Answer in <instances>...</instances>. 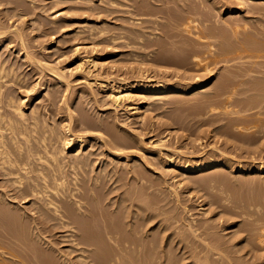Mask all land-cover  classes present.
<instances>
[{"label":"bare ground","instance_id":"obj_1","mask_svg":"<svg viewBox=\"0 0 264 264\" xmlns=\"http://www.w3.org/2000/svg\"><path fill=\"white\" fill-rule=\"evenodd\" d=\"M73 1H74L73 5H71L67 9L68 10L67 15H69L70 13L74 14V15L72 14L71 18L66 19L67 15L65 17V14H66L65 12H64L65 14L63 16V12H57L56 11L55 13L52 14V19L48 20L46 22L47 24L42 20L43 21L42 23L45 27L47 25L49 28L52 29V31H53L52 34L53 33L58 34L57 32H62V30H64L65 27H67L68 25H72V22L75 21L73 18L76 17V14L78 16L80 15V17L85 16V19L80 21L82 24H84V22H87L86 20H88L91 17H92L91 19H94V20L95 19L101 20L104 17L110 18V16L111 17L113 16V18H114L113 14H115V13H118V15L119 14H122V15L127 14V17L129 16V18L126 17L127 22H128V20H130L131 21L130 23L134 24L137 22L139 24L140 21L142 20L143 16H145V18H147V17H152L155 15L153 13L155 11L152 12L153 9L150 10L151 9L150 8L151 3L147 2V0H98L96 3L97 5H95V4L89 5L88 4L89 2H86L88 0H73ZM149 1L151 2V0H149ZM174 1L176 2V0H174ZM191 1H193V0H191ZM231 1H228V3H230ZM235 1L236 2L240 1L239 3L234 2L235 3L234 5H237V4L241 5L240 7H242V8L244 6V9L246 12L244 10L242 12V9L240 11L234 10V7L237 8L238 5L234 6L233 3H231V5L227 9L226 15H231L232 17H234V15H236L237 13H239L241 15L243 13H250L253 16L254 15L257 16V18L259 16L264 18V4H263L264 0H235ZM23 2L24 1H22V0H0V7H2L3 5H6V8H3V9L1 8V10H0V51H1V49H5V48L8 50V47H10V45L15 44L11 50H13L14 48L17 49L18 50L16 52L17 55L21 53V55H22L21 59H23V63L22 62L21 63L10 62L8 60V58H3L2 56H0V250L3 253L2 255L0 254V264H2V263L6 264L7 262L9 264H13L12 262L10 263L9 260L6 261L2 258V256L9 257V255L8 256H7V254L5 255V253H6L5 251L7 249L9 250V251L7 250V253L10 252L11 253L10 256L13 257V258L10 257V261L13 259L16 260V261H13L14 264H171L173 261L171 262L172 258L170 260L171 254H169L168 249L166 248L167 246L165 247V246L161 245V243L164 241L163 240L164 235L168 231L170 226L164 225L165 226L164 227L162 225L163 228H161V230H159V231H158L159 228L156 229L157 231H155L154 230L155 227H154L153 228L154 232L152 231V227L150 226V224L153 225L152 223L156 222L155 220H157L156 219L157 215H155L154 211L157 212L156 210L158 209V207H157L154 210L153 205L158 206L160 204L158 203L159 200L157 203H153V202H150L151 199L150 200L147 199L146 196H147L148 190H151L153 188L150 185L152 182L151 183L148 182L149 185H146L145 183H147L148 180L144 177H147V176H144L145 174H143V172H142L143 170L142 171L140 170L141 168L140 169L137 168L140 166L142 167V165H144V166L146 165V167L149 166V165L145 164V163H149V161L147 162V160H146L147 159L146 157H148V156H146V157L144 156L145 158H143L141 155H139V157L140 156L142 157V158H140V160L143 159L144 162L141 161L142 165L140 163V166H137L139 163L136 165V162H138V161H136V157L133 156V155H135V153H132L134 151V147L132 144L133 142L130 140L129 137H128V139H129L128 140L125 138V136H122V135L120 136L118 134L119 132L117 133L115 131L116 129H118V127L115 128V125H114L117 122L116 120H115V123L112 121L109 122L107 119L104 120L103 117H102L103 119L101 118L102 120H97V121L92 120L91 118H89L87 116V114L85 112L86 110L84 112H82L81 110L84 108H82L80 110L79 106H77V107H79V109H77L76 111L80 110V112H77L78 113L77 116L73 115L74 106L71 104L73 106V107H71L70 104H68L70 102V100L67 103V99L65 97L66 95L64 96V92H63V91H68V89L71 88L70 82L68 81L67 76L65 74V69L67 68V66L66 67L61 66V65H63V63H65V64L67 63L66 53L69 52L70 49L68 51L66 50L67 52H65V50H63V49H59V50L54 49L55 51H52V48L55 47V46L54 47L51 46L52 44L55 43L54 34L51 36L50 44L48 47L41 46L42 42H40L41 44L36 45V41H39L37 39L39 37V36H37V34L30 42V40H29L30 38L28 37L29 35L27 36V34H25L26 29L23 30V29H20V27L17 28L15 26V24L17 23V26H19L18 22H17L18 20L17 21L14 20V22L12 20L14 18L16 19V17H18V19L21 20L25 16L27 17L28 15H32V13H35V11H36V10L34 11V7H35V9L38 8L35 6L33 1L30 2L29 5H27L26 3H23ZM156 2H159V0H157ZM171 2H172V0L169 3H171ZM175 2H172V3H175ZM186 2L193 4V2H189L188 0ZM91 3H92V1H91ZM177 3H178V1H177ZM196 3H197V1H196ZM163 4H164V2H163ZM181 4H182V2H181ZM181 4H177L175 6L179 7ZM213 4L217 5V3H215V2ZM260 4L261 5L263 4V5L261 6ZM8 5H11V8H8ZM167 5H168V2H167ZM167 5L164 4V6H167ZM222 5L224 6V4H222ZM26 6H27V8H26ZM148 6H150V7L147 8ZM188 6L190 7V5H188ZM156 7H158V6H156ZM162 7H163V5H162ZM181 7H185V5L181 6ZM219 7H220V5H219ZM167 8H169V7H167ZM221 8H217V10L216 9H214V10L218 11L220 14V12L222 11ZM166 9H165V11L164 10L163 11L166 12ZM182 9H184V8H182ZM186 9H187V7L185 8V10ZM44 10H42V11L44 12ZM168 10H167V15H166V13L161 11L162 15L164 13L168 17V15H169ZM192 10H193V7L191 9V12H192ZM188 11H189V9H187L184 12L188 13ZM120 12H122V13H120ZM161 12H159V13H161ZM174 12H176V11H174ZM174 12H173V15H174ZM180 12H182V11H180ZM45 13H46V11H45ZM159 13L157 12V15H159ZM189 13H190V11H189ZM170 14H172V13H170ZM219 14H218V16H219ZM221 14H222V12H221ZM172 16H170L169 18H171ZM178 16H180V18H182V22H180V23L182 24V27H183L182 28L179 24L178 26H180L182 28L179 31L184 30L185 31L184 33H187V35H190L192 38L194 37L193 39L195 41L192 38L189 39L190 36L188 37V39H186L185 36H187V35L186 34L183 35L184 40L186 39L187 41L182 40V47L178 48L179 51H177V48H176V51H175V49L173 51L172 50L173 46H171L172 49L169 48V49L164 50L163 47H165L167 45V42L163 41L164 43H166V44H164L162 41H158L159 38L157 39V41L156 40L151 41V42L147 41L148 43L151 44V46L153 45L152 48H154V45L158 47V49L156 51H153L154 56L153 57L151 56L152 57L151 60L156 62V63L167 64V67H168V64L172 65L173 61L175 62L176 59H178V61H179V60L183 59V56L185 58L184 61L182 60L179 63H181L180 65H182V62H183V64H185L184 62H186L185 60H187L186 58L188 57V58L193 59V61H195L196 67H201L203 69V71L208 72L210 74V76L213 75V74H211L213 71L212 70L213 66L216 67L219 62H221V61H226L227 63L232 62L231 60L233 58H231L230 60L225 58L228 55H229V57L232 54H233L232 55L233 57L236 55L235 57L238 58V60H240V59L241 60L245 59L246 61L249 59H250V61L253 60L252 62L249 63L250 64L249 66L245 65L246 66L245 67L244 65H242L243 66L242 67L241 65H239V66H241V67H238L239 69L236 67L238 69L237 71L239 73H240V71H239L240 69L243 68L242 70H244V71H241L240 75L236 74L238 72L235 73V71H233V74L235 73L236 76H234L235 74L234 75L232 74L231 68L229 66L228 67L226 66L227 68H230V73L228 72L229 71L228 70L227 71L228 74L226 75L224 82L222 80L223 84L220 87V84H221L220 83L219 84L220 89H219V87L217 89H219L218 91L221 90V92H223V90H225V88H228L229 85H231V87H232V88H230V86H229L230 91L228 90L230 92L229 93L230 96L227 95L225 91L223 92V93H225V95L228 96V99H226L227 100L226 103H223L224 106L223 105L221 106V107H224L221 109H225L222 111H224V113L226 111L225 114H227L229 116V113L231 111L227 112V111H229L227 109H228L230 104H232L233 108L238 107V106L240 109L242 108L243 105L241 103L242 102L241 99H236V98L234 99L233 98V103H230V102L232 101L231 99H232L233 95L234 96L237 95V91L241 88V85L240 86H238V85L241 84L245 80L244 76H247V78H248V76H250V78H248V80L246 78V80L248 81L247 85L249 84V81H251V84L253 86H249L250 87L249 89L247 88L248 91L245 93L246 97L243 96L244 98H246V100L244 99L243 102H248L250 100L253 102L252 97H255V99L257 98V102L260 100V102H259L260 105H258V103H254V102H253L254 103L253 105H255V104L258 105V106H256V108L257 109L259 108V110L257 111V109H255L256 110V112H255L254 109L253 110L251 109L252 111L255 112V114L252 115V113H251L250 116H249V114H247L249 118L244 116L246 114H242L244 117L242 115H238V113L239 114L241 113L239 111L236 114L234 112H231V114L234 113L235 116L236 115L239 117L242 116V118H237L234 116H233L234 118L229 117L230 118L228 120L229 123H228V126H226V128L229 129V125H230V127H236L237 128L236 130L242 131L243 133L240 132L241 134H239V135H240V137H242L241 138L242 141H245L248 144H252V143H255L257 141L259 142V140L264 141V139H263V137H264V118H263L264 117V62H261L262 60L259 62L257 61L258 59L264 60V53H263L264 52V46L258 47V48L256 47L255 49H253L250 47V41H247V40L243 41V39H241L242 43L234 41L235 43L240 44V47L237 45V47H239V48H237V49L235 48L236 51H234V52H231V50L235 47V45H236L235 43H234L233 47L231 46L232 47L231 50H229V44L228 45L226 44V46H225L226 48L223 47V48L219 49V47H220L219 45L216 44L217 45V47H216L214 42L212 43V41H214L212 39L216 34L215 30H213L214 28L213 29L209 28V29H211L210 33H206L205 30L204 31L201 30L202 25L200 23L201 22L206 23V21H207L206 18H205L206 20L200 22V21L192 18V17L195 18L194 14L192 15V17H190V16L188 18L186 17L187 19H185V16L181 17L180 14ZM178 16L175 15V17H177V19H178ZM199 16H200V14H199ZM206 16H207V14H206ZM212 16H213V13H212ZM253 16H252V18H253ZM116 17H118V16H116ZM139 17H141V18L139 19ZM240 17H242V19L237 18V17L232 18V19H227L229 17L226 18L225 16L223 18L224 21H227V22L229 21L230 23L234 24L232 26V25H229L230 23H227V25L232 26V27H230V30L233 31V33H231V34L234 35V40H236L237 36H239L240 34L242 36V33H244V34H246V36L251 35V37L252 36L255 37L256 38L255 40L257 42L258 41H264V32H263L264 29L262 27L263 26V22H262L263 19H261L262 23H260V26L262 27L263 30H261L260 26H259V28L257 26H254V30H252L253 32L250 31V33H249L248 29H250V28H248V27H252L251 26L252 24L250 23L251 21L247 22L244 20H246V19L249 20L252 18H249L250 15H248L247 17L245 16V18L243 17V15ZM123 18L124 17L122 16L121 19H123ZM126 18H125V20H126ZM209 18H210V16H209ZM211 18L213 19V17H211ZM215 18H216V16H215ZM149 19H152V18H149ZM160 19L161 18H159V20ZM254 19H252V20H254ZM24 20H26V18ZM24 20H23V22H24L23 25L31 22V24H30L31 26H29V30L30 29H31V31L36 30V32L40 33L41 23H40V25H38L37 27L34 28V26L36 24L35 19H31L30 21H28V20L24 21ZM175 20H176V18H175ZM180 20H178V21H180ZM218 20L219 19H217V20L214 19L213 21H218ZM10 21L13 23H11ZM141 22H143V20ZM170 22H172V21H170ZM207 22H209V21H207ZM147 23H149V20ZM152 23H153V21H152ZM252 23H253V21H252ZM174 24L172 25L173 27H175ZM87 25H89L88 26L89 28L85 27ZM87 25L85 24L83 26L86 29L84 28L83 29L84 31L81 32L84 34L83 38L85 40H83V41H86V42H87V40L90 41V39L93 40L94 38L95 39H101V40L106 39V41L108 40V43H110L109 41H111L112 43H114L116 41L120 42L121 40H124L123 36L125 33H126V35H128L127 32H129V35L131 34L130 33L131 31H128L125 28L124 29L127 30V32L123 33L122 29H121L122 31L118 29L119 32L121 31V33H117L118 30L116 31L114 29V31H116V33H115L113 31L112 32L109 31V28L111 27L110 25H109L110 27L108 29L105 28L106 26L102 27L101 24H100L101 27H96L94 24L92 27L91 26L92 24L90 25L88 23H87ZM143 25L144 24H142L141 26L144 29L145 27ZM147 25H149V24H147ZM162 25H164V24H162ZM203 25L205 26V24H203ZM167 26L170 27L171 25L167 24ZM178 26L176 24V27H178ZM204 26H203V28H204ZM153 27H155V26H153ZM165 28L167 29V27H165ZM51 29H49L48 31L50 32ZM155 29H157V28H155ZM163 29H164V27H163ZM168 29H171V28H168ZM80 30L81 29H79V31ZM175 30H178V29L175 28ZM48 31L44 29V31H42L41 33L45 36V33ZM206 31H209V30H206ZM43 32H45V33H43ZM172 32L173 31H171L169 34H171ZM79 33L80 32H77L75 34V36H79L80 35ZM133 33L135 34L136 31ZM142 33L143 32L138 34L140 39L143 38L140 36V34H142ZM219 33H220V31L218 32V35H219ZM166 34H168V33H166ZM174 34H175V32H174ZM174 34L167 35L168 38H166V39H168V40L172 39L173 40L176 37H178L177 35H174ZM132 35H130V36L132 37ZM146 35H147V33H146ZM148 35L150 36L151 34H148ZM157 35H159V34H157ZM218 35H217V37H219ZM224 35H226V34L224 33ZM227 35H229V36H227V38L232 37V35L230 36V33ZM62 36H64V35H62ZM82 36H81V38H82ZM220 36H221V34H220ZM126 37L127 36H125V38ZM136 37H138V36L136 35ZM221 37L224 39L223 36H221ZM86 38H89V39H86ZM128 39H127V41H128ZM208 39H210L212 41L209 43H205V41ZM231 39H233V38H231ZM246 39H248V38H246ZM168 40H166V41H168ZM226 40H225V42H226ZM95 41H97V40H95ZM172 42H170V43H172ZM176 42H177V40H176ZM67 43H69L68 40H67ZM99 43L100 42H98V44ZM125 43L126 42H123V45H125ZM180 43H181V41H180ZM229 43H230V45L233 44V43L231 44V41ZM37 44H38V42H37ZM121 44L122 43H120V45ZM144 44H146V43H144ZM174 44L176 46V44H178V42L174 43ZM257 44H259V43H256L255 45H257ZM109 45H112V44H109ZM195 45H200L201 47L203 45L205 46V47L203 46L205 48V50H204V48L203 49L201 48V50L204 51V52L202 51L203 54L200 52L201 51L200 46L195 47ZM148 46H150V45H148ZM115 47L117 48L118 46H115ZM129 47H130V44H129ZM140 47H141V45H140ZM198 47H199L200 55L198 54V51L195 50ZM252 47H253V45H252ZM148 48H146V49H148ZM161 49H162V51H160ZM80 50L81 49H79L78 47L73 49V52H74L73 54L74 55L77 54L78 52H80ZM84 50L86 51V48ZM140 53H142V52H140ZM201 54H202V56H201ZM138 55L140 56V54H138ZM150 55H153V54H150ZM139 56H138V58H139ZM91 58H94V57L87 55L86 57L80 58L81 63L80 62H77V63L78 64L80 63L81 67H82V64H86V61L90 62L92 65L93 64L95 65L96 64L95 62H97V61H95L94 59H91ZM145 58H148L147 55ZM135 60H137V58ZM238 60L236 59V61H238ZM140 62L143 63V61H139V63ZM233 62H234V60H233ZM90 63H89V65H91ZM147 63H145V64H147ZM177 64H178V62H177ZM25 65L29 69L30 74L31 73L33 74L32 79L33 78L35 79L34 85L30 82L32 80H30L28 78L29 76H27V74H25L26 72L25 73L23 71L20 72L21 67L23 68ZM170 65H169V68H171ZM68 66H69V64H68ZM83 67H82V69H83ZM27 68H24V69L27 70ZM162 68L165 69V67L161 66V69ZM82 69H81V71H82ZM168 69H166V70H168ZM178 69H180V68L178 67ZM220 70H222V69H220ZM90 71H91V68H90ZM90 71H87L86 74L90 75ZM176 72H178V71H176ZM253 72H255L256 76H260V77H255V75L251 76L254 74ZM45 73H47V74L44 76ZM249 73H251V75H249ZM175 74H177V73H175ZM183 74H184V72H183ZM221 75H223V73ZM237 75L240 77H238ZM184 76H185V74H184ZM242 76L244 78H242ZM48 77H49V79H48L49 84H50V81L52 84L47 86V85H45V82H46V84L48 83L47 82ZM105 77H106V75H105ZM236 77H238L240 80H241V78L244 80L241 83L239 80H238L239 82L237 81V83H235L236 79H238ZM179 78H181V77H179ZM94 79L95 80H93L94 81L93 84H96V83L103 84V82L106 83V81H108V78L107 79L106 78L101 79V76H96ZM195 79H196V77H195ZM39 80L40 81L42 80V83H40ZM141 80L142 81L139 84L137 83L136 86L135 85L131 86V84L130 85L124 84V86L122 85L120 87L118 86V88L117 87L115 89L113 88V91H111V97H112V100H113L112 102L114 103V105L119 106L122 102H125L128 100L130 101V99L134 96V95L132 96V94L134 92L143 94L146 97V95H149V94H164V93H168V92H181V91L183 92L184 90H187V89L189 90V89L193 88L192 86L189 88H184L183 86H176V85L174 86V85L164 84V83H162V84L159 83L156 86H154V85H152L153 84L152 80L149 79L148 77L142 78ZM200 80H201V78H200ZM234 80H235V82H234ZM197 81H196V84H197ZM121 82H122V80H121ZM161 82H162V80H161ZM198 83L202 84L205 82L199 81ZM201 84H198L197 86H195V88H193L192 91L198 89ZM244 84L242 83L243 88H245ZM37 86H40V88L41 87H48V89H49L48 94H51V96L48 97V105L46 106V104H45V106H44L45 107L44 110H47V112L42 113V112H40L38 106H33V104H31V109L29 108L31 112L29 113L30 115H28L27 107H28V104H30V102H31V101L29 102L28 98L30 95L33 94V92L38 93V92H36ZM98 86H99V84H98ZM13 87H15V88H13ZM15 90L16 91L24 90V92L22 93V91H21L22 94H20L21 96L18 97L14 94ZM218 91H217V93L219 94L220 92H218ZM242 91H243V89H242ZM249 92L251 93L250 94L251 96L247 97ZM61 94H63L62 96H64L63 99H61V97H62V96H60ZM239 94L243 95V92L239 93ZM78 95H80V94H78ZM212 96H215L214 99L216 100L217 96L215 94H213ZM208 97H209V95H208ZM219 97L222 99L223 95L221 97L219 94ZM219 97H218V100H219ZM236 97H240V96H236ZM258 97H260V98L258 99ZM32 98H30V99H32ZM83 98H84V96H83ZM83 98L81 100H83ZM38 99H39V97L35 98V100H38ZM59 99H61V100H59ZM70 99H72V98H70ZM73 99H72V101H73ZM221 99H220V102H221ZM57 100H59V102L63 100V102L65 103V106L64 105L63 106L66 109L62 108V106H61V108L64 109V111H65V112L62 111V113H66V111H67V116H66L67 118L64 120V121L67 120V123H66V125L62 124L64 122L63 121L62 123L57 125V127L56 126L53 127L55 124L54 125L51 124L50 122H48V120H46V118L49 115V118H51L53 116L52 119H54L57 115H60L59 114V113H61L60 109H59L60 112L58 114H55L57 112L54 111V110H56L55 108L59 105ZM132 100H133V98H132ZM26 101H27V103H26ZM234 101H235V103H234ZM249 103H251V102H249ZM225 104H229V105L226 107ZM245 104L248 105V103H245ZM200 105H202V104L200 103ZM251 105H250V108H251ZM211 106L213 107L214 105L211 104ZM211 106H209V110H210ZM75 107H76V105H75ZM244 107H245V105H244ZM217 108H218V106H217ZM246 108H243L244 112H248L247 111L248 109L246 110ZM253 108H254V106H253ZM206 109H208V108H206ZM137 110H139V109H136V111ZM214 110H216L215 107H214ZM42 111H43V109H42ZM233 111H235V110H233ZM249 112H250V110H249ZM221 113H219V116ZM216 116H218V114H216ZM222 118H224V117H222ZM99 119H100V117H99ZM108 119H109V117H108ZM227 119L228 118H226V120ZM62 120H63V118H62ZM49 121H50V119H49ZM226 125H227V123H226ZM224 128H225V126H224ZM227 129L224 130L225 133H226ZM216 130H217V128H216ZM221 130L222 129H220V132H221ZM227 137H228V135H227ZM233 140H236V139H232V142H233ZM93 141H95V142L98 141V147L91 145V143ZM137 141H138V139H137ZM75 142L77 143L76 145H75ZM160 142H161V140H160ZM158 144H159V141H158ZM158 144H157V146H159ZM234 144H235V142H234ZM244 145H247V144H244ZM259 145L261 146V143L260 144L258 143L257 146H259ZM134 146H135V144H134ZM140 146L141 145H139V147ZM89 147H91V148L96 147V150L85 152ZM132 147H133V149H132ZM162 147H164V145H162ZM259 147H256V148H259ZM263 147H264V144H263L262 148ZM143 148H144V150H146L145 147H143ZM136 149H138V148H136ZM139 149H141V148H139ZM215 149L217 150V148H215ZM97 150H99L100 152L97 153ZM256 150H258V149H256ZM256 150H254L256 152L255 154H258ZM128 151H132V152L130 153ZM70 152H72V153L76 152V154H73L70 156V154H69ZM259 152H261V151L259 150ZM252 153H254V152H252ZM218 154H223V153L219 152ZM259 154H262V153H259ZM142 155H144V154H142ZM170 155H172V154H170ZM131 156L133 157V160L130 159L132 161L128 162L127 159L130 158ZM164 156H166V155H164ZM173 156H174V154H173ZM219 156H221V155H219ZM222 156L217 158L216 160H213V161L212 160L211 161L206 160L205 161L206 163L204 162L201 164H199V163L193 164V161H191L192 163L191 162L183 163L184 161L181 163L180 161H177V157L175 156L176 160L173 159L174 157H171L170 163L174 168L181 170V176H185V177L188 176L189 180H190V177H192L193 178L192 181H194V175L195 176H197V174L203 175V173H205L209 170L215 169V167L227 168L231 173L235 174L236 178L233 177L235 179V181H237L236 179H238L237 177L239 174L245 175L246 176L245 178H247L248 175L249 176L250 175L251 176L252 175H256V176L259 175L260 177H262V175H264V162L263 163L261 162V164L259 163V165L257 164V166H255V165L250 166L251 164L247 165V166H245V165L243 166L240 163L236 164L234 162L235 164H233V163H231L232 161H230L231 159H227V158L222 157ZM121 157L124 160V162L122 164H120L119 168H126L125 171L118 170V168L116 167L117 165H115V162L116 163L120 162L118 160ZM104 158H109V160L107 161V159L105 160ZM98 160H99V163L103 162V164H105V166L101 165V167H100L99 166L100 164L97 163ZM151 161H152V163H149L151 165V166H149L150 168H152V166L155 165V162H153L152 159H151ZM134 164H135V166H134ZM118 166H119V163H118ZM146 167H145V169H146ZM99 168H100V170H99ZM127 168H129V170H127ZM215 171H217V169ZM222 171H224V169ZM146 172H149V171H146ZM220 172L218 173V175H220ZM144 173H145V171H144ZM163 173H165V172H163ZM175 173H176V171H175ZM177 173L180 174V172H177ZM227 173H229V172L226 171V174ZM129 174H131L129 181L131 180L133 182H136L137 184H139L141 186V188L144 187V188L148 189L151 186L150 187L151 189H148L146 192V196H145L146 198L144 196H142L141 193L139 194V192L137 191L139 189H132V191H131L130 188H132V182L130 184L131 185L130 188L126 187L128 189L126 191H129V189H130L131 192L129 191L130 193L127 196H125V197L123 196V195H125V193L123 192L125 186L123 188L122 185L127 183L126 181L128 179L126 177L129 178ZM214 174H217V173L215 172ZM116 175H118V176H116ZM230 175L232 176L233 174H230ZM181 176L179 175V177H177V178H180ZM223 177H225V176L223 175L222 178ZM254 177L255 176H253L251 178L253 179ZM166 178H163L164 181ZM209 178H214V177L210 176ZM241 178L243 181L244 180L243 176ZM188 179L185 178L184 180H188ZM234 179H233V181H234ZM123 180L124 181L126 180L125 181L126 183L122 184ZM214 180L216 181V179H214ZM219 180H222V179H219ZM246 180L250 181V178H249V180L248 179H246ZM120 181H121V183L118 184ZM129 181H128V183H129ZM149 181H151V180H149ZM158 181L159 180H157L156 182H158ZM164 181H163V183L162 182H160V183L164 184ZM196 181H197V177H196ZM201 181H203V180L201 179ZM201 181H199V183ZM207 181L209 182L208 179H207ZM213 181L211 182V179H210L211 183L210 182L209 183L211 185L215 184V183H213ZM223 181L224 180H222V182ZM262 181H263V177H262ZM177 182L179 184V185L178 184L177 185L180 187L181 182L180 183H179V181H177ZM194 182L192 184H194ZM237 182H234V183H236V185H238L239 183H237ZM166 183L164 185H169L168 181ZM216 183H219V182H216ZM228 183H226L227 187H229L228 185H230V183H232V181L229 184ZM156 184L159 185L158 183H154L153 186H156ZM242 184H244V183H241L239 185H242ZM134 185L136 186V184H134ZM248 185H250V184H248ZM259 185H260V183H259ZM197 187H198V185H197ZM232 187L233 186H231V188ZM240 187L242 188V186H240ZM243 187H245V186H243ZM135 188H138V185ZM174 188H173V190H174ZM217 188H218V186H217ZM222 188L224 190H226L225 187H222ZM231 188H230V190L232 191L233 188L232 189ZM248 188H250V187H248ZM143 190H141V191H143ZM173 190H171L170 192H172ZM177 190H178V188H177ZM172 193H175L174 194L175 196L173 194H172V196L176 197L175 199H177L178 198L177 191L172 192ZM226 193H228V188H227V192L225 191V195H226ZM148 195L150 197V195H152V194H148ZM234 195H235V193H234ZM222 196H220L219 199L222 198L221 200L224 201L225 203L228 202L227 204L230 203L229 200H231V199H229V198L230 197L233 198L232 196L227 197V198H226V196H225V198ZM163 199H165V198H163ZM242 199H244V198H242ZM178 200H179V198H178ZM162 202H164V201H161V203ZM254 202H255V200H254ZM219 203H217V205ZM225 203H223V204H225ZM233 203L236 204L234 201H233ZM242 203H243V201H242ZM245 203H247L246 200H245ZM248 203L246 204L247 206H248ZM252 203H253V201H252ZM231 204H232V202H231ZM237 204H238V202H237ZM251 205H250V207H253ZM253 205H254V203H253ZM258 205L256 206V204H255V207H257L256 210H258V209H260V207H262L260 203ZM240 206H239V209L237 208L238 209L237 211L240 210V208H241ZM224 207H226V204ZM229 207H227V208H229ZM232 207H231V209H232ZM131 208H133V210H131ZM186 208L187 207H185L184 210H186ZM235 208L236 207H233V209H235ZM243 208L245 209V207H243ZM231 209H230V211H232ZM246 209H248V208L246 207ZM138 210L141 213H137L136 211H138ZM241 210L243 211V209H241ZM241 210H240V212H241ZM256 210H254V211H256ZM230 211H227V212L229 213ZM249 211H252L251 213H253V208H252V210L248 209V212ZM260 211H259V213H260V215H262ZM263 211H262V213H263ZM158 212H161V211L158 209ZM162 212H163V210H162ZM164 212H165V210H164ZM224 212L225 211H223V213ZM244 213L247 214L246 212H244ZM164 215H165V213H163L161 216H164ZM238 215H239V213H238ZM238 215H237V217H238ZM243 215H241V216H243ZM247 215L249 216L250 214H247ZM253 215L255 216V218H254L255 220L259 217L258 216L259 214L257 215L258 217H256L255 212L253 213ZM248 216L246 218H243V220L248 219L249 218ZM251 216L252 215H250V217ZM190 217L192 218L191 215L188 218H190ZM244 217H245V215H244ZM157 218H160V217H157ZM164 218H165V216H164ZM176 218L178 220V217L171 218V222L173 219L176 220ZM180 218H182V217H180ZM263 218H264V216H263ZM169 219H167V221H166L168 224L171 223L170 221H168ZM182 219H184V218H182ZM192 219H189V223H187L186 227H188V228H186L185 226L181 227L182 226L181 224H180V227L183 229L186 228L189 231L191 229V231L189 233L195 236L193 239L199 238L201 242L205 243V245H203V246H206L207 248L205 247V249H203V247H201L203 249V251L201 249L199 251L200 254H194V252H193V254H190V252H192V251H190V249H189L188 254L191 255L189 257H192L193 259L195 258V261L192 259L191 262L194 261L196 263L197 262L196 258L203 257V256H201V254H203L205 256V260H206L208 257H210L209 254L212 252H213V256L217 257V259L220 261V264L223 262V260L226 263H222V264H236V263L241 264V262L243 263V261H241V260L247 259L248 257H250V259L246 260V262H249L250 260L252 261L249 264H254L253 261L264 262V253L262 252L264 250V219H262L263 221L259 220L260 222L261 221L262 222H261V225H259L260 227L257 226L258 228L256 229L257 230L256 232L254 231L252 226H251L252 229L248 228L250 232L247 236L248 237L250 236L249 244H250V247L252 246V248L249 249L248 252H246V254L244 255L241 252V249H239V247H238L239 252H241V254H243L245 257L242 255L240 257H238L239 254L237 256L235 253H234L235 254V256H234L233 255L234 251H231L232 254H230V252L224 247V245L226 246L225 243H227V242L224 243V241H226V239L225 240L223 239L224 235L221 236V238H222L221 239L220 236L218 237L217 234H215L219 240L215 237V235H214L215 238L210 237L209 240H207L205 238L201 239V237L199 236L200 234H198V232L200 233V231H199L201 229L200 227H202V226L206 227V226L201 225L200 227H197L198 224L197 223L194 224L195 221H194V219L193 220ZM250 219H249V222H251ZM259 219H261V216ZM163 220H161L162 224L164 222ZM243 220H242V222H243ZM181 221L178 220L179 223ZM226 221H228V220H226ZM196 222H198V221H196ZM245 222H247V221H245ZM233 223H235V222H232V224ZM257 223H259V222H257ZM154 224H156V223H154ZM177 224L178 223H175L173 225H177ZM182 224H184V223L182 222ZM238 224H239V222H238ZM238 224L235 223L234 225L227 226V227H225V229L224 228L223 229L230 231L228 229L238 227ZM243 224H244V222H243ZM245 224H247V223H245ZM250 224H252L254 226L255 221L251 222ZM250 224H248V225H250ZM241 225L242 224L240 223V226ZM158 226L160 227V224ZM223 226H224V224H223ZM242 226L244 227V225H242ZM175 227H177V226H175ZM212 227H213V225H212ZM218 227H219V225H218ZM218 227H216V228L219 229L220 231H222L221 228H218ZM245 227L247 229V225H245ZM216 228H215V231H216ZM178 229L180 230V228H178ZM174 230H175V228H174ZM201 230H203V228ZM204 230H206V229L204 228ZM207 230L209 231V229H207ZM235 230L236 229L234 228V230H232V231L234 232ZM172 231H171V233H172ZM208 231H206V233ZM215 231L213 233L218 232V231H216V232ZM236 231H237L236 234L238 233L239 235L235 234V237L233 236L234 239H236V237L238 238V236H241V235L243 238V237H245L244 236L245 233H247V232H245L243 235L241 232L246 231V230L244 228L240 229V227ZM175 232H176V230H175ZM177 232L183 233V230H181V232H179V231H177ZM177 232L175 233V235L178 234ZM202 232H204V231H202ZM185 233L186 232H184L183 236H180L181 234L180 235L178 234L176 236V237H178L179 245L182 244V242L184 240H186V238H189V242L191 243L190 237H193V236H190V234L188 233L190 236V237H188L187 235H185ZM211 233H210V235L207 234L208 235L207 237L212 236ZM219 233L220 232H218V234ZM240 233H241V235H240ZM230 234L232 235L233 233L231 232ZM161 235H162V237H161ZM168 235L169 236L166 237L165 242H164V243H166V245L168 242L167 240L171 239V237H172L170 234H168ZM175 235L173 236V238H175ZM203 235H205V232ZM184 236L185 237L187 236V237L184 239ZM203 237H205V236H203ZM225 237H226V234H225L224 238ZM199 239H197L198 242H200ZM220 239H221V241L224 240V241H222L224 244H221ZM243 240L247 243L249 239L247 240L245 237V239H243ZM172 241H173V239H172ZM185 242H187V241H185ZM173 243L174 242H172L171 244L173 245ZM200 243H198L199 246L201 244H203V243H201V244ZM242 243H241V248L243 246ZM176 244H175V246H177ZM191 244H195V243H191ZM249 244H247V247H249L248 246ZM254 244H255V246H254ZM256 244L261 247V248L260 247H258V248H260L261 253H263V254H260V250H258ZM168 245H170V244H168ZM235 245H237V243ZM239 245H237V246H239ZM175 246H172V247H175ZM188 246H186V247H188ZM191 246H193V245H191ZM195 246H196V248H198L197 244ZM161 247L162 248L164 247V248L162 249ZM253 247H256L257 250L259 251V253H257L256 252L257 250ZM64 248H67L68 250H64ZM159 248H161L160 251H158ZM177 248L180 249L179 246ZM183 248H184V246H183ZM192 248L194 249V246ZM196 248H195V250H196ZM244 249L245 248H243V250ZM251 250H256L255 251L256 254H254V251H251ZM235 252H237V251H235ZM250 252H253L252 255L249 254ZM170 253H172V251H170ZM174 255H175V253H174ZM184 255H186V253ZM194 255H196V256L194 257ZM187 256L188 255H186V257ZM175 257L177 258L176 255H175ZM189 257H187V258H189ZM243 257H244V259H243ZM181 258L183 259L184 256L181 255ZM185 258L183 260H180V261L181 262L183 261V263H184V260H186ZM178 259H180V258H178ZM214 259H216V258H214ZM214 259L212 257V261H214ZM217 259H216V261H218ZM235 259H236V262H235ZM175 260H176V262H179L177 259H175ZM199 260H200L199 262H201L202 258L201 259L199 258ZM205 260L203 262H205ZM209 260H211V259L209 258L208 262H209ZM173 263H175V261ZM196 264H198V262ZM205 264H206V262H205ZM245 264H247V263H245Z\"/></svg>","mask_w":264,"mask_h":264},{"label":"rangeland","instance_id":"obj_2","mask_svg":"<svg viewBox=\"0 0 264 264\" xmlns=\"http://www.w3.org/2000/svg\"><path fill=\"white\" fill-rule=\"evenodd\" d=\"M22 1H24L23 3H26L27 5H29V3L30 2H32L33 1V3L35 4V6L36 7H38V8H36L35 9V7H34V11H35V13H32V15H28L27 17L25 16L24 18H22L21 20L20 19H18V17H16V19L14 18V19H12L13 20V22H14V20L15 21H17L18 22V25L19 26H17V23L15 24V26L17 27V28H19L20 27V29H23V30H25V34H27V36L30 38H28L29 40H30V42H31V40L36 36V34H37V36H39L37 39L39 40V41H36V45H39V44H41L40 42H42V44H41V46H44V47H48L49 46V44H50V40H51V36L54 34V36H55V43L54 44H52L51 46H55L54 48H52V51H55L54 49H56V50H59V49H63V50H65V52H67L69 49H70V51L69 52H67L66 53V60H67V63L65 64V63H63V65H61V66H63V67H66L67 66V68L65 69V74H66V76H67V79H68V81L70 82V89H68V91H63L64 92V96L66 97V99H67V103L69 102V100H70V102L68 103V104H70V106L71 107H73L74 106V108H73V115L74 116H77V112H80V110L82 109V108H84V109H82L81 111L82 112H84L85 110V112H86V114H87V116L89 117V118H91L92 120H95V121H97V120H102L103 118H104V120L105 119H107L109 122H114L115 123V120L117 121L114 125H115V128H117L118 127V129H116L115 131L121 136H125V138L126 139H128V137L130 138V140L133 142L132 144H133V147H134V151L132 150L133 149V147H132V151H128V152H132V153H135V155H133L134 157H136V161H138V162H136V165L137 166H140V163H141V165H142V162L141 161H143L144 162V160L142 159V160H140V158H145L146 156H148V157H146L147 159V162L149 161V163H152V161H151V159L153 160V162H155V165H153L152 166V168H150L149 166H151L149 163H145V164H147V165H149L148 167H146V165L144 166V165H142V167L140 166V167H137V168H141L140 170L143 172V174H145L144 176H147V177H144V178H146L148 181H147V183L149 182V183H158L159 185H157L156 184V186H153V184L151 183L150 185L153 187L152 189L149 187L148 189H151V190H148V189H146V188H144V187H142L141 188V186L139 185V184H137L136 182H133V181H129V179H130V177H131V174H129V178L128 177H126L125 179L127 180H123V183L122 184H124V183H126V184H124V185H122L123 186V188H124V186H125V188H124V190H123V192L125 193V195H123L124 197L125 196H127L131 191H132V189H139V190H137L138 192H139V194L141 193V195L142 196H146V192H147V190H148V192H147V199L148 200H150L151 199V201L150 202H153V203H157L158 202V200H159V204L160 205H153V209L155 210L157 207H158V209L162 212V210H163V212L161 213V212H158V209L156 210L157 212H155L154 211V213H155V215H157V217H160V218H157L156 217V219L158 220H155L156 222H154V223H156V224H154V223H152L153 225H151L150 224V226L152 227V231H153V228H154V230L155 231H157L156 229H158V231L159 230H161V228H163V226L164 225H166V226H170V228L168 229V233L166 232L165 233V235H164V241L161 243V245L162 246H167L166 248L168 249V252H169V254H171L170 255V260H171V258H172V260H171V262L173 261H175V263H173V264H179L181 261L180 260H183L185 257H186V255H188L187 257H189V256H191V255H189L188 254V252H189V249H190V251H192V252H190V254H193V252H194V254H200V250L202 249L201 247H203V249H205V247L206 246H203V245H205V243L204 242H201L200 241V239L199 238H195V239H193L195 236L194 235H192V234H190L189 232L191 231V229H190V231L188 230V229H186V228H188V227H186L187 226V223H189V219H194V221H195V223L194 224H198V226L197 227H200L201 225H204V226H206V227H200L201 229L203 228V230H201L200 228V233L198 232V234H200L199 236L201 237V239H207V240H209L210 239V237H214V235L215 234H217V236L219 237L220 236V238H221V236L222 235H224L225 236V234H226V237L224 238V236H223V239L225 240L226 239V241H224V240H222V241H224V243L225 242H227V243H225L226 244V246L224 245V247L230 252V254H232V252L231 251H234L233 252V255L235 256V254L238 256V254H239V256L238 257H240L241 255L242 256H244L245 254H246V252H248V250L249 249H251L252 248V246L250 247V244H249V242H250V236L248 237L247 235L249 234V229L248 228H251L252 229V227H253V229H254V231L256 232L257 230V226H259V225H261V222L263 221L262 219H264L263 218V214H264V175H262V177H263V181H262V177H260L259 175H248L247 176V178H245L246 176L245 175H238V179H236L237 181L239 180L241 183H244V184H242V185H239V184H241L239 181L237 182V181H235V179L234 178H236L235 177V174L234 173H231L227 168H223L224 169V171H222L223 169L222 168H219V167H215V169H212V170H209V171H207V172H205V173H203V175H201V174H197V176H195L194 174V181H192L193 180V178L192 177H190V180L188 179L189 177L187 176V177H185V176H181V170L180 169H177V168H174L172 165H171V163H170V159H171V157H174L173 159H175L176 157H177V161H180L181 163L183 162V163H185V162H191V161H193V164H201V163H204L206 160L207 161H213V160H216L217 158H219V157H221L222 155V157H225V158H227V159H231L230 161H232L231 163H233V164H241V165H245V166H247V165H250V166H257V164L259 165V163L261 164V162L263 163L264 162V147L262 148V146H263V140H259V142L257 141V142H255V143H252V144H248V143H246L245 141H242V137H240V135L239 134H241V133H243L242 131H240V130H236L237 128L236 127H230V125H229V129H227L226 128V126H228V123H229V117H237V118H242V114H246V115H244V116H246L247 118H249L248 117V115L247 114H249V116H250V114L252 113V115H254L255 114V112H256V110L255 109H257L256 108V106H258V105H260L259 104V102H260V100L257 102V98L255 99V97H252L253 98V102L254 103H258V105H253L254 103L250 100V101H248V102H243V100L245 99L246 100V98H244V97H246V95H245V93L248 91L247 90V88L249 89L250 87L249 86H253L252 84H251V81H249V84L247 85V80H248V78H250V76H248V78H247V76H242V78H244V79H242L241 78V80L238 78V77H240V76H238V75H240L241 74V71H244V70H242V69H240L239 71H240V73L237 71L239 68L238 67H241L242 65H246V66H249L250 64V62H252V61H250V59L249 60H238V58H236L235 56V58L240 62H238V61H236V59L231 55L230 57H229V55L227 56V57H225L226 59H231V58H233L230 62L231 63H227L226 61H221V62H219L218 64H217V66L215 67V66H213V71H212V73L211 74H213V75H211L210 76V74L208 73V72H206V71H203V69L201 68V67H196V65H195V61H193V59H191V58H186L187 60H185L186 62H184L185 64H183V62H182V65H180L181 63H179V62H181L182 60L184 61V56H183V59H181V60H179L178 61V59H176V61L178 62V64H177V62L175 61H173V63H172V65H170V64H168V67H167V64H161V63H156V62H154V61H152L151 60V58L154 56V53H153V51H156L157 49H158V47L157 46H155L154 45V48H152L153 47V45L151 46V44L150 43H148L147 41H149V42H151V41H157V39H158V41H164V42H167V45L165 46V47H163V49L165 50V49H172V47L171 46H173V51H174V49H175V51H176V48H177V51H179L178 50V48H181L182 47V40L183 41H187L186 39H188V37L190 36V35H187V33H184L185 31L184 30H182V31H179V30H181L183 27H182V24L180 23V22H182V18H180V16H178L179 14L181 15V17H184L185 16V19H187L189 16L190 17H192V15L194 14V16H195V18L194 17H192L193 19H195V20H198V21H204V20H206L207 19V21H209V22H207L206 21V23H200L201 25H202V29L201 30H205V32L206 33H210V31H211V29H213V30H215V36L213 37V39L212 40H214V41H212V40H210V39H208V40H206L205 41V43H209V42H211L212 41V43L214 42V44H215V46L217 47V45H219L218 47H219V49L220 48H226L225 46H226V44L228 45L229 44V50H231L232 49V47L234 46V43L235 42H239V43H242V40L241 39H243V41L245 40H247V41H250V47L251 48H253V49H255L256 47L258 48V47H263L264 46V41H256L255 39V37H251V35H249V36H246V34H244V33H242V36H241V34L239 35V36H237V38H236V40H234V35L233 34H231V33H233V31H231L230 30V27H232L234 24L233 23H230L229 21L227 22V21H224L223 20V18H224V16L227 18V17H229V18H227V19H232V18H240V19H242V17H240V16H242L243 15V17L245 18V16L247 17L248 15H250V17L249 18H252V16L253 15H251L250 13H243L242 15L241 14H239V13H237L236 15H234V17H232L231 15H226L227 14V9H228V7L231 5V3H233V5L235 4L234 2H236L235 0L233 1H231V0H196L197 1V3H196V1L195 0H193V1H191V0H188L189 2H193V4L191 3H188V2H186L187 0H176V2L174 1V0H172V2H175V3H169L171 0H159V2H156L157 0H151V2L149 1V0H147V2H149V3H151L150 4V6H148L147 8H151L150 10H152V12L153 11H155V12H153L155 15L154 16H152V17H147V18H145V16H143L142 17V20H143V22H141L140 21V23L138 24L137 22V24L136 23H130L131 21L130 20H128V22H127V18H129V16L127 17V14H125V15H122V14H119L118 15V13H115V14H113L114 15V18L116 17V16H118V17H116L115 19L113 18V16L111 17L110 16V18L109 17H104V18H100L101 20H97V19H91V18H89L88 20H86L87 22H84V24H82L80 21H82V20H84L85 19V16L83 17V16H81L80 17V15L78 16L76 13V17H74L73 19L75 20L74 22H72V25H68L67 27H65V29L64 30H62V32H57L58 34H56V33H53L52 34V29L51 28H49L46 24V22L48 21V20H51L52 19V14L53 13H55L56 11L57 12H63V16H64V14H65V17H66V15H67V9L71 6V5H73V3H74V1L73 0H22ZM91 1H92V3H91ZM97 1L98 0H88V1H86V2H89L88 4L90 5H97L96 3H97ZM177 1H178V3H177ZM185 1V2H184ZM200 1V2H199ZM228 1H231L230 3H228ZM163 2H164V4H166L167 5V2H168V5L167 6H164V4H163ZM180 2V3H179ZM181 2H182V4H181ZM195 2V3H194ZM217 3V5H215V4H213V3ZM226 2V3H225ZM240 1H238V2H236V3H239ZM148 3V4H149ZM187 3V4H186ZM147 4V3H146ZM173 4V5H172ZM177 4H181L179 7H177V6H175V5H177ZM185 5V7H181V6H184ZM222 4H224V6L222 5ZM229 4V5H228ZM264 4V3H263ZM262 4V5H263ZM162 5H163V7H162ZM188 5H190V7L188 6ZM195 7H194V6ZM219 5H220V7H219ZM227 5V6H226ZM238 5V4H237ZM237 5H234V6H237ZM261 5V4H260ZM261 5V6H262ZM154 6V7H153ZM156 6H158V7H156ZM161 6V7H160ZM175 6V7H174ZM226 6V7H225ZM241 5H238L237 6V8L236 7H234V10H238V11H240L241 9H242V12H243V10L245 11V9H244V6H243V8L242 7H240ZM153 7V8H152ZM167 7H169V8H167ZM174 7V8H173ZM187 7V9H189V11H190V13H189V11H188V13L187 12H184V11H186L185 10V8ZM192 7H193V10H192V12H191V9H192ZM222 7V8H221ZM225 7V8H224ZM1 8L3 9V8H6V5H3L2 7H0V10H1ZM8 8H11V5H8ZM26 8H27V6H26ZM163 8V9H162ZM167 8V9H166ZM182 8H184V9H182ZM217 8H221V12H222V14H221V12H220V14H219V12L218 11H216L217 10ZM45 9V10H44ZM162 9V10H161ZM165 9H166V12H164L165 11ZM169 9V10H168ZM174 9V10H173ZM180 9V10H179ZM182 9V10H181ZM213 9V10H212ZM214 9H216V10H214ZM42 10H44V12L42 11ZM48 10V11H47ZM164 10V11H163ZM167 10H168V17L166 16L167 15ZM247 10V9H246ZM33 11V12H34ZM45 11H46V13H45ZM164 12V13H166V15L163 13V15H162V12ZM170 11V12H169ZM174 11H178L177 13L176 12H174ZM180 11H182V12H180ZM225 13H224V12ZM48 12V13H47ZM65 12V13H64ZM157 12L159 13V12H161V13H159V15H157ZM173 12H174V15H173ZM195 12V13H194ZM197 12V13H196ZM216 12V13H215ZM246 12V11H245ZM70 13V12H69ZM120 13H122V12H120ZM170 13H172V14H170ZM179 13V14H178ZM182 13V14H181ZM212 13H213V16H212ZM73 14V13H72ZM72 14L70 13L69 15H67V18L66 19H69V18H71L72 17ZM198 14V15H197ZM199 14H200V16H199ZM206 14H207V16H206ZM218 14H219V16H218ZM246 14V15H245ZM48 15V16H47ZM74 15V14H73ZM124 17L123 19H121L122 18V16ZM173 15V16H172ZM175 15L176 16H178V19H177V17H175ZM216 16V18L217 19H219L218 21H213L214 19L215 20H217L216 18H215V16ZM160 16V17H159ZM163 16V17H162ZM170 16H172L171 18H169ZM209 16H210V18L211 17H213V19L211 18H209ZM232 18H231V17ZM255 16V15H254ZM253 16V18L252 19H254V20H252V19H246V20H244V21H247V22H250L252 25V27H248V28H250V29H248V31H249V33H250V31L251 32H253L252 30H254V26H257L258 28H259V26H260V23H262L263 22V29H264V18L263 17H261V16H259L258 18H257V16H255L254 17ZM51 17V18H50ZM127 17V18H126ZM187 17V18H186ZM200 17V18H199ZM26 18V20H24ZM30 18V19H29ZM107 20H106V19ZM118 18V19H117ZM125 18H126V20H125ZM141 17H139V19H140ZM149 18H152V19H149ZM159 18H161L160 20H159ZM168 18V19H167ZM175 18H176V20H175ZM204 18V19H203ZM206 18V19H205ZM31 19H35L36 20V24H35V26H34V28L35 27H37L38 25H40V23H41V30H40V33L39 32H36V30L35 31H31V29L29 30V26H31L30 24H31V22L30 23H28V24H25V25H23V20L24 21H30ZM121 19V20H120ZM170 19V20H169ZM172 19V20H171ZM181 19V20H180ZM184 19V18H183ZM203 19V20H202ZM261 19H263V21L261 20ZM46 23H44L45 25H46V27L43 25V21ZM147 20V21H146ZM148 20H149V23H147L148 22ZM157 20V21H156ZM162 20V21H161ZM165 20V21H164ZM167 20V21H166ZM169 20V21H168ZM178 20H180V21H178ZM257 20V21H256ZM99 21V22H98ZM126 21V22H125ZM152 21H153V23H152ZM156 21V22H155ZM159 21V22H158ZM170 21H172V22H170ZM222 21V22H221ZM243 21V22H244ZM252 21H253V23H252ZM262 21V22H261ZM11 22V21H10ZM13 22H11V23H13ZM151 22V23H150ZM165 22V23H164ZM256 22V23H255ZM38 23V24H37ZM87 23L88 24H92L91 26L93 27V24L96 26V27H101V25H102V27H105L106 29H108L110 26L112 27H110L109 28V31L110 32H115L116 33V31L119 29V30H121L123 33H125V32H127V30L128 31H131L130 33V35H132V37L129 35V32H127V34L128 35H126V33L124 34V40H119L120 42H114V43H112L111 41H109L110 43H108V40L106 41V39L104 40H101V39H93V40H91L90 39V41L89 40H87V42L86 41H83V40H85L83 37H84V34L83 33H81L82 31H84L83 29L86 27V28H89L88 26L89 25H87ZM155 23V24H154ZM175 23V24H174ZM215 23V24H214ZM227 23H230L229 25H232V26H229V25H227ZM22 24V25H21ZM71 24V23H70ZM77 26H76V25ZM87 25V26H85V27H83L84 25ZM101 24V25H100ZM106 24V25H105ZM142 24H144L143 26L145 27L144 29H143V27L141 26ZM147 24H149V25H147ZM162 24H164V25H162ZM167 24H169V25H171L170 27L169 26H167ZM174 24V26L175 27H173L172 25ZM176 24H177V26L180 24V26L182 27H180V26H178V27H176ZM203 24H205V26L203 25ZM208 24V25H207ZM219 24V25H218ZM226 24V25H225ZM11 25V24H10ZM28 25V26H27ZM44 27H43V26ZM110 25V26H109ZM140 25V26H139ZM161 25V26H160ZM214 25V26H213ZM90 26V27H91ZM94 26V27H95ZM148 26V27H147ZM153 26H155V27H153ZM203 26H204V28H203ZM72 27V28H71ZM76 27V28H75ZM83 27V28H82ZM151 27V28H150ZM163 27H164V29H163ZM165 27H167V29L168 28H171V29H166ZM227 27V28H226ZM262 27L260 26V28H261V30H263L262 29ZM28 28V29H27ZM32 28V27H31ZM45 30H49V29H51L50 30V32L48 31V32H43V33H45V36L41 33L42 31H44V29ZM81 29L80 31H79V29ZM85 28V29H86ZM127 29V30H125V29ZM155 28H157V29H155ZM174 28V29H173ZM175 28L176 29H178V30H175ZM180 28V29H179ZM209 28H211V29H209ZM216 28V29H215ZM219 28V29H218ZM43 29V30H42ZM78 29V30H77ZM114 29L116 30V31H114ZM143 29V30H142ZM147 29V30H146ZM173 29V30H172ZM220 31V33H219V35H218V30ZM232 29V28H231ZM119 30H118V32L117 33H121V31L119 32ZM133 30V31H132ZM173 31L171 34H169L171 31ZM175 30V31H174ZM206 30H209V31H206ZM136 31V33L134 34L133 32H135ZM178 31V32H177ZM231 31V32H230ZM77 32H80L79 34V36H75V34L77 33ZM141 32H143L142 34H140V36L141 37H143L142 39H140L139 38V33H141ZM152 32V33H151ZM174 32H175V34H174ZM263 32H264V30H263ZM48 33V34H47ZM146 33H147V35H146ZM166 33H168V34H166ZM182 33V34H181ZM224 33L226 34V35H224ZM230 33V36L232 35V37H229V38H227V36H229V35H227V34H229ZM41 34V35H40ZM148 34H153L152 36L150 35H148ZM157 34H159V35H157ZM172 34H174V35H177L178 37H176L175 39H171V40H168V39H166V38H168L167 37V35H172ZM187 35V36H185L186 37V39L184 40V36L183 35ZM220 34H221V36H223L224 37V39L220 36ZM223 34V35H222ZM43 35V36H42ZM62 35H64V36H62ZM74 35V36H73ZM83 35V36H82ZM136 35L138 36V37H136ZM143 35V36H142ZM162 35V36H161ZM217 35L219 36V37H217ZM244 35V36H243ZM60 36V37H59ZM81 36H82V38H81ZM125 36H127L126 38H125ZM146 36V37H145ZM148 36V37H147ZM181 36V37H180ZM77 37V38H76ZM136 37V38H135ZM146 39H145V38ZM217 37V38H216ZM226 37V38H225ZM243 37V38H242ZM129 38V39H128ZM138 38V39H137ZM181 38V39H180ZM192 37L190 36L189 37V39H191ZM194 38V37H193ZM192 38V39H193ZM231 38H233V39H231ZM246 38H248V39H246ZM252 38V39H251ZM86 39H89V38H86ZM127 39H128V41H127ZM144 39V40H143ZM152 39V40H151ZM164 39V40H163ZM229 41H231V44L232 45H230V41L228 42L227 40ZM66 42H65V41ZM67 40H68V42L69 43H67ZM95 40H97V41H95ZM143 40V41H142ZM166 40H168V41H166ZM176 40H177V42H178V44H176V46H175V44L174 43H177L176 42ZM194 40V39H193ZM192 40V41H193ZM225 40H226V42H225ZM252 40V41H251ZM135 41V42H134ZM174 43H173V42ZM180 41H181V43H180ZM195 41V40H194ZM204 41V40H203ZM208 41V42H207ZM220 41V42H219ZM235 41V42H234ZM37 42H38V44H37ZM57 42V43H56ZM94 42V43H93ZM98 42H100L99 44H98ZM123 42H126L125 43V45H123ZM131 42V43H130ZM163 42V43H164ZM170 42H172V43H170ZM202 42V41H201ZM222 42V43H221ZM97 43V44H96ZM120 43H122L121 45H120ZM136 45H134V44ZM138 43V44H137ZM144 43H146V44H144ZM203 43V42H202ZM239 43H235L236 45H235V47L231 50V52H234V51H236V49L237 48H239L240 47V44ZM253 43V44H252ZM256 43H259V44H257V45H255ZM109 44H112V45H109ZM114 44V45H113ZM128 44V45H127ZM129 44H130V47H129ZM164 44H166V43H164ZM170 44V45H169ZM173 44V45H172ZM217 44V45H216ZM15 44H12V45H10V47H8V50L5 48V49H1V51H0V56H2L3 58H8V60L10 61V62H19V63H23V59H21L22 57V55H21V53L20 54H18L17 55V49H13V50H11L12 49V47L14 46ZM107 45V46H106ZM138 45V46H137ZM140 45H141V47H140ZM147 45V46H146ZM148 45H150V46H148ZM237 45L239 46V47H237ZM252 45H253V47H252ZM86 46V47H85ZM115 46H118L117 48L115 47ZM123 46V47H122ZM128 46V47H127ZM135 46V47H134ZM197 46H200V45H195V47H197ZM204 46V45H203ZM201 47L200 46V50H201V48L203 49L204 47ZM232 46V47H231ZM79 48V49H81L80 50V52H78L77 54H73L74 52H73V49H75V48ZM139 47V48H138ZM149 47V48H148ZM228 47V46H227ZM86 48V51L84 50ZM146 48H148V49H146ZM236 48V49H235ZM138 49V50H137ZM152 49V50H151ZM67 50V51H66ZM140 50V51H139ZM146 50V51H145ZM195 50H197L198 51V54L200 55V52L202 53V51L203 50H201L200 52H199V47L198 48H196ZM204 50H205V48H204ZM84 51V52H83ZM144 51V52H143ZM160 51H162V49L160 50ZM221 51V50H220ZM90 52V53H89ZM92 52V53H91ZM94 52V53H93ZM140 52H142V53H140ZM204 52V51H203ZM69 53V54H68ZM82 53V54H81ZM84 53V54H83ZM150 53V54H153V55H148V54ZM264 53V52H263ZM92 54V55H91ZM138 54H140V56L138 55ZM203 54V53H202ZM202 54H201V56H202ZM92 56V57H94V58H91V59H94L95 61H97V62H95L96 64L94 65H92L90 62H87L86 61V64H82V67H83V69H82V67H81V61H80V58H82V57H86V56ZM134 55V56H133ZM137 55V56H136ZM142 55V56H141ZM146 55H147V57L149 58H145L146 57ZM173 55V54H172ZM176 55V54H175ZM97 58H96V57ZM138 56H139V58H138ZM150 56V57H149ZM152 56V57H151ZM204 56V55H203ZM142 57V58H141ZM190 57V56H189ZM68 58V59H67ZM137 58V60H135V59ZM177 58V57H176ZM146 59V60H145ZM191 59V60H190ZM65 60V59H64ZM233 60H234V62H233ZM262 60V61H261ZM69 61V62H68ZM139 61H143V63L142 62H140L139 63ZM258 62L259 61H261V62H264V60L263 59H258L257 60ZM77 62H80L79 64L77 63ZM149 64H148V63ZM227 64H226V63ZM236 62V63H235ZM247 62V63H246ZM85 63V62H84ZM88 63V64H87ZM89 63L91 64V65H89ZM145 63H147V64H145ZM177 65H176V64ZM191 63V64H190ZM194 63V64H193ZM234 63V64H233ZM246 63V64H245ZM68 64H69V66H68ZM156 64V65H155ZM231 64V65H230ZM161 65L162 67H165V69L164 68H162L161 69V66L159 67V66ZM166 65V66H165ZM169 65H170V67L171 68H169ZM239 65H241V66H239ZM229 66L230 68H231V70H232V74H233V71H235V73L236 72H238V73H236V74H238L237 76L238 77H236V78H238V79H236V82H235V80H234V82L235 83H237V81L239 80L240 81V83L242 82L243 84H244V87L245 88H243L242 86V83L241 84H239L238 86H240L241 85V90L239 89L238 91H237V95H233V97H232V101L230 102V103H233V98L235 99H241V103H242V110L239 108V106L238 107H234L233 108V106H232V104H225V106L227 107L228 105H229V107H228V109L227 110H229V111H227V112H234L235 114L236 113H238V111L239 112H241L240 114L238 113V115H242V116H235V114L233 113V114H231V112L229 113V116L227 115V114H225L226 113V111H225V113H224V111H222V110H225V109H221V108H224V107H221L222 105L224 106V104L223 103H226L227 102V100L226 99H228V96L227 95H229L230 96V88H232L231 87V85H229L230 86V88H229V86H228V88H225V90H223V92L225 91L226 92V94L227 95H225V93H223V92H221V90L220 91H218L219 89H220V87H221V85L223 84L222 83V80H223V82H224V80H225V77H226V75L228 74V72L230 73V68H227V67ZM245 66V67H246ZM81 67V68H80ZM96 67V68H95ZM167 67V68H166ZM178 67L180 68V69H178ZM182 67V68H181ZM185 67V68H184ZM196 67V68H195ZM216 69H215V68ZM227 69H226V68ZM238 69H237V68ZM243 67V66H242ZM24 68H27L26 67V65L22 68L21 67V69H20V72H26L25 74H27V76H29L28 78L30 79V80H32V81H30L33 85L35 84V79L33 78L32 79V76H33V74L31 73L30 74V71H29V69L27 68V70H25ZM90 68H91V71H90ZM160 68V69H159ZM169 68V69H168ZM177 68V69H176ZM201 68V69H200ZM212 68V67H211ZM23 69V70H22ZM81 69H82V71H81ZM166 69H168V70H166ZM199 69V70H198ZM215 69V70H214ZM220 69H222V70H220ZM78 70V71H77ZM229 70V71H228ZM87 71H90V75L89 74H86V72ZM148 71V72H147ZM167 73H166V72ZM176 71H178V72H176ZM228 71V72H227ZM29 72V73H28ZM183 72H184V74H185V76H184V74H183ZM206 72V73H205ZM85 73V74H84ZM175 73H177V74H175ZM182 73V74H181ZM223 73V75H221ZM234 73V74H235ZM243 73V72H242ZM254 73V74H253ZM252 74L253 75H251V73H249V75H251V76H254L255 75V77H260V76H256V74H255V72H253ZM47 73H45L44 74V76L46 75ZM181 74V75H180ZM231 74V75H232ZM233 74V75H234ZM236 74L234 75V76H236ZM88 75V76H87ZM105 75H106V77H105ZM176 75V76H175ZM183 75V76H182ZM258 75V74H257ZM86 76V77H85ZM96 76H101V79H107L108 78V81H106V83H104L103 82V84H100V83H96V84H93L94 83V81L93 80H95L94 78L96 77ZM111 76V77H110ZM142 76V77H141ZM223 78H222V77ZM85 77V78H84ZM91 77V78H90ZM93 77V78H92ZM149 78V79H151L152 80V85H154V86H156L157 84H159V83H164V84H170V85H176V86H183L184 88H189V87H193V88H195V86H197L198 84H201V83H198L199 81H204L205 83H202L201 85H200V87L198 88V89H196V90H194V91H192V89H187V90H184L183 92L181 91V92H168V93H164V94H149V95H146V97H145V95H143V94H140V93H133L132 94V98H133V100H132V98L130 99V101L128 100V101H125V102H122L119 106H117V105H114V103L112 102L113 100H112V97H111V91H113V88L115 89L116 87L118 88V86L120 87V86H124V84H128V85H130L131 84V86H136L137 85V83L139 84L142 80V78ZM178 77V78H177ZM179 77H181V78H179ZM192 77V78H191ZM194 77V78H193ZM195 77H196V79H195ZM220 77V78H219ZM141 78V79H140ZM185 78V79H184ZM200 78H201V80H200ZM246 78H247V80H246ZM49 77L47 78V84H46V82H45V85H51L52 83H51V81H50V84H49ZM51 79V78H50ZM113 79V80H112ZM203 79V80H202ZM205 79V80H204ZM52 80V79H51ZM110 80V81H109ZM117 80V81H116ZM121 80H122V82H121ZM161 80H162V82H161ZM198 80V81H197ZM40 81V80H39ZM125 81V82H124ZM196 81H197V84H196ZM220 81V82H219ZM238 81V82H239ZM88 82V83H87ZM92 82V83H91ZM108 82V83H107ZM40 83H42V80L40 81ZM87 83V84H86ZM221 83V84H220ZM254 83V82H253ZM91 84V85H90ZM93 84V85H92ZM98 84H99V86H98ZM219 84H220V87H219ZM187 85V86H186ZM63 87V86H62ZM92 87V88H91ZM219 87V89H217ZM13 88H15V87H13ZM218 92H220L219 94H220V96L222 97V95H223V97H222V99L219 97V94L217 93V91ZM242 89H243V91H242ZM39 90V91H38ZM48 87H41L40 88V86H37V91L36 92H38V93H34L33 92V94L32 95H30L29 96V98H28V100H29V102H30V104H28V107H27V113H28V115H30L29 113L31 112L30 111V109H31V104H33V106H38V108H39V110H40V112H42V113H45V112H47V110H44L45 109V104H46V106L48 105V97H50L51 96V94H48ZM228 92H227V91ZM246 90V91H245ZM22 91V93L24 92V90H21ZM21 91H14L15 93V95L16 96H18V97H20L21 95L20 94H22L21 93ZM83 93H82V92ZM186 91V92H185ZM191 91V92H190ZM216 91V92H215ZM245 91V92H244ZM62 92V93H63ZM66 92V93H65ZM243 92V95L242 94H239V93H242ZM223 93V94H222ZM37 96H36V95ZM69 94V95H68ZM78 94H80V95H78ZM213 94H215L217 97H216V100L214 99L215 98V96H212ZM222 94V95H221ZM251 93L249 92L248 93V95H247V97L248 96H251L250 95ZM253 94V93H252ZM14 95V96H15ZM63 94H61L60 96H62ZM71 95V96H70ZM136 95V96H135ZM208 95H209V97H208ZM211 95V96H210ZM254 95V94H253ZM15 96V97H16ZM64 96H62L61 97V99H63V97ZM74 96V97H73ZM83 96H84V98H83ZM88 96V97H87ZM227 98H226V97ZM236 96H240V97H236ZM242 96V97H241ZM244 96V97H243ZM33 97V98H32ZM37 97H39V99L38 100H35V98H37ZM207 97V98H206ZM218 97H219V100H218ZM30 98H32V99H30ZM69 98V99H68ZM70 98H74L73 99V101H72V99H70ZM83 98V100H81ZM87 98V99H86ZM139 98V99H138ZM141 98V99H140ZM146 98V99H145ZM211 98V99H210ZM243 98V99H242ZM251 98V99H252ZM260 97H258V99H259ZM61 99H59V100H61ZM65 99V98H64ZM89 99V100H88ZM210 99V100H209ZM220 99H221V102H220ZM59 100H57V102H58V106L55 108L56 110H54L55 112H57V113H55V114H58L60 111H61V113H59L60 115H57L54 119H52V117L51 118H49V115L47 116V118H46V120H48V122H50L51 124H55L53 127H57V125H59L60 123H62L67 117V111H66V113H62V111H64V109H66L64 106H65V103L63 102V100L62 101H60L59 102ZM95 100V101H94ZM143 100V101H142ZM203 100V101H202ZM213 100V101H212ZM215 100V101H214ZM255 100V101H254ZM35 101V102H34ZM212 101V102H211ZM62 102V103H61ZM96 102V103H95ZM205 104H204V103ZM210 102V103H209ZM249 102H251V103H249ZM26 103H27V101H26ZM74 103V104H73ZM77 103V104H76ZM86 103V104H85ZM92 103V104H91ZM200 103L202 104V105H200ZM217 103V104H216ZM234 103H235V101H234ZM240 103V104H241ZM245 103H248V105L247 104H245ZM73 106H72V105ZM85 104V105H84ZM91 104V105H90ZM209 104V105H208ZM211 104H213L214 106L212 107L211 106ZM220 104V105H219ZM254 106V108H253V106ZM64 105V106H63ZM75 105H76V107H75ZM89 105V106H88ZM244 105H245V107H244ZM247 105V106H246ZM250 105H251V108H250ZM60 106V107H59ZM61 106H62V108H64V109H62L61 108ZM77 106H79L80 107V110H78V111H76L77 109H79V107H77ZM209 106H211V108H210V110H209ZM217 106H218V108H217ZM240 106V107H241ZM67 107V106H66ZM214 107L216 108V110H214ZM247 107V108H246ZM30 108V109H29ZM139 109V110H137L136 111V109ZM206 108H208V109H206ZM243 108H246V110L248 111V112H244L243 111ZM250 108V109H249ZM42 109H43V111H42ZM58 109V110H57ZM59 109H60V111H59ZM214 111H213V110ZM218 109V110H217ZM241 111H240V110ZM254 109V111H252V110ZM212 110V111H211ZM221 110V111H220ZM233 110H235V111H233ZM245 110V109H244ZM249 110H250V112H249ZM259 110V108L257 109V111ZM208 111V112H207ZM243 111V112H242ZM65 112V111H64ZM223 114H222V113ZM75 113V114H74ZM219 113H221L220 114V116H219ZM63 114V115H62ZM66 114V115H65ZM85 114V115H86ZM216 114H218V116H216ZM231 114V115H230ZM62 115V116H61ZM91 115V116H90ZM223 115V116H222ZM226 115V116H225ZM251 115V116H252ZM61 116V117H60ZM100 117V119H99V117ZM243 116V117H244ZM103 117V118H102ZM108 117H109V119H108ZM222 117H224V118H222ZM233 117V118H234ZM61 118V119H60ZM62 118H63V120H62ZM102 118V119H101ZM115 118V119H114ZM226 118H228L227 120H226ZM252 118V117H251ZM264 118V117H263ZM49 119H50V121H49ZM52 119V120H51ZM224 119V120H223ZM119 120V121H118ZM52 121V122H51ZM221 121V122H220ZM218 122V123H217ZM66 123H67V120L66 121H64L62 124H65L66 125ZM226 123H227V125H226ZM223 124V125H222ZM224 126H225V128H224ZM216 128H217V130H216ZM224 128V129H223ZM220 129H222L221 130V132H220ZM227 129V131H226V133H225V131L224 130H226ZM118 130V131H117ZM223 131V132H222ZM234 131V132H233ZM121 132V133H120ZM220 132V133H219ZM238 132V133H237ZM241 132V133H240ZM224 133V134H223ZM236 133V134H235ZM125 134V135H124ZM128 134V135H127ZM233 134V135H232ZM227 135H228V137H227ZM233 136V137H232ZM240 138H239V137ZM242 136V135H241ZM238 137V138H237ZM136 138V139H135ZM262 138V137H261ZM134 139V140H133ZM137 139H138V141H137ZM232 139H236V140H233V142H232ZM263 139H264V137H263ZM129 140V139H128ZM136 140V141H135ZM160 140H161V142H160ZM229 140V141H228ZM158 141H159V144H158ZM238 141V142H237ZM261 141V142H260ZM263 141V142H262ZM163 142V143H162ZM234 142H235V144H234ZM243 142V143H242ZM142 143V144H141ZM258 143L260 144L261 143V146L259 147V146H257L258 145ZM263 143V144H262ZM77 143L75 142V145H76ZM134 144H135V146H134ZM137 144V145H136ZM157 144L159 145V146H157ZM164 145V147H162V145ZM241 146H240V145ZM243 144V145H242ZM244 144H247V145H244ZM254 144V145H253ZM91 145H93V146H96V147H98V141H93L92 143H91ZM139 145H141L140 147H139ZM143 145V146H142ZM167 146V147H166ZM96 147H94V148H91V147H89L85 152H88V151H95L96 150ZM143 147H145V149L146 150H144V148ZM256 147H259V148H256ZM136 148H138V149H136ZM139 148H141V149H139ZM166 148V149H165ZM215 148H217V150L215 149ZM253 148V149H252ZM255 148V149H254ZM262 148V149H261ZM149 151H148V150ZM219 149V150H218ZM242 149V150H241ZM245 149V150H244ZM248 149V150H247ZM251 149V150H250ZM256 149H258V150H256ZM130 150V149H129ZM142 152H141V151ZM169 150V151H168ZM247 150V151H246ZM250 150V151H249ZM254 150H256L257 151V153L258 154H255L256 152L254 151ZM259 150L261 151V152H259ZM144 151V152H143ZM218 151V152H217ZM263 151V152H262ZM100 151L99 150H97V153H99ZM137 152V153H136ZM150 152V153H149ZM174 152V153H173ZM181 154H180V153ZM223 153V154H218V153ZM225 152V153H224ZM248 152V153H247ZM252 152H254V153H252ZM259 153H262V154H259ZM70 154V156L71 155H73V154H76V152L74 153H72V152H70L69 153ZM137 154V155H136ZM142 154H144V155H142ZM166 155V156H164V155ZM170 154H172V155H170ZM173 154H174V156H173ZM176 154V155H175ZM139 155H141L140 157H139ZM178 155V156H177ZM219 155H221V156H219ZM258 155V156H257ZM145 156V157H144ZM152 158H151V157ZM176 156V157H175ZM261 156V157H260ZM263 156V157H262ZM132 157V156H131ZM128 158L127 159V161L129 162V161H132L133 160V157L132 158ZM102 158V157H101ZM150 158V159H149ZM156 158V159H155ZM257 158V159H256ZM103 159V158H102ZM105 160L107 159V161L109 160V158H104ZM130 159H132V160H130ZM254 159V160H253ZM135 160V159H134ZM145 160V161H146ZM176 160V159H175ZM182 160V161H181ZM118 161H120V162H115V165H117L116 167L118 168V170H123V171H125L126 170V168H119L120 167V164H122L123 162H124V160L122 159V157L118 160ZM151 161V162H150ZM235 162V163H234ZM97 163L98 164H100L99 166L101 167V165L103 166H105V164H103V162H101V163H99V160L97 161ZM118 163H119V166H118ZM157 163V164H156ZM192 163V162H191ZM206 163V162H205ZM134 166H135V164H134ZM144 167V168H143ZM145 167H146V169H145ZM174 168V169H173ZM177 169V170H176ZM217 169V171H215ZM222 169V170H221ZM226 169V170H225ZM99 170H100V168H99ZM127 170H129V168H127ZM151 170V171H150ZM176 171V173H175V171ZM214 170V171H213ZM144 171H145V173H144ZM146 171H149V172H146ZM221 171V172H220ZM226 171L227 172H229L230 174H233L232 176L229 174V173H227L226 174ZM163 172H165V173H163ZM177 172H180V174L179 173H177ZM210 172V173H209ZM217 173V174H214V173ZM220 172V175H218V173ZM148 175H147V174ZM208 173V174H207ZM163 174V175H162ZM179 175L181 176L180 178H177V177H179ZM205 175V176H204ZM218 175V176H217ZM225 176V177H223L222 178V176ZM228 175V176H227ZM116 176H118V175H116ZM165 176V177H164ZM202 176V177H201ZM214 177V178H209V177ZM230 176V177H229ZM243 176V179L246 181H242V178L241 177ZM253 176H255L253 179L251 178V177H253ZM167 177V178H166ZM173 177V178H172ZM177 179H176V178ZM196 177H197V181H196ZM229 177V178H228ZM234 177V178H233ZM151 178V179H150ZM163 178H166L165 179V181H164V179ZM170 178V179H169ZM172 178V179H171ZM185 178H187L188 180H184ZM209 180V182H210V179H211V182L214 180V179H216V181L214 180L213 181V183H215V184H210L208 181H207V179ZM222 179V180H224L223 182H222V180H219V179ZM225 178V179H224ZM227 178V179H226ZM249 178H250V181H247L246 179H248L249 180ZM261 178V179H260ZM162 179V180H161ZM175 179V180H174ZM180 179V180H179ZM182 179V180H181ZM199 179V180H198ZM201 179L203 180V181H201ZM233 179H234V181H233ZM255 179V180H254ZM149 180H151V181H149ZM157 180H159L158 182H156ZM184 180V181H183ZM218 180V181H217ZM260 180V181H259ZM128 181H129V183H128ZM163 181H164V184L168 181L169 183V185H164V184H162L163 183ZM177 181H179V183H180V187L178 186L179 184H178V182ZM187 181V182H186ZM199 181H201L200 183H199ZM207 181V182H206ZM223 183H221V182ZM232 181V183H230ZM131 182H132V188H130V184H131ZM160 182H162V183H160ZM177 182V183H176ZM194 182V184L196 185H194V184H192ZM216 182H219V183H216ZM230 183V185H228L229 187H227V185H226V183ZM234 182H237V183H239L238 185H236V183H234ZM252 182V183H251ZM121 183V181L118 183V184H120ZM147 183H145L146 185H149V183L147 184ZM197 183V184H196ZM221 183V184H220ZM225 183V184H224ZM228 183V184H229ZM259 183H260V185H259ZM134 184H136V186L138 185V188H135L136 186L134 185ZM162 184V185H161ZM167 184V183H166ZM178 184V185H177ZM218 184V185H217ZM247 184V185H246ZM248 184H250V185H248ZM262 184V185H261ZM197 185H198V187H197ZM203 185V186H202ZM211 187H210V186ZM217 185L218 186V188H217V186L215 187V186ZM220 185V186H219ZM223 185V186H222ZM254 185V186H253ZM257 185V186H256ZM259 185V186H258ZM134 186V187H133ZM201 186V187H200ZM225 187L226 188V190H224L222 187ZM231 186H233L232 188H233V190L231 191L230 190V188H231ZM240 186H242V188L240 187ZM243 186H245V187H243ZM257 188H256V187ZM130 188L131 189V191H130V189H129V191H126V190H128L127 188ZM175 187V188H174ZM221 187V188H220ZM248 187H250V188H248ZM262 187V188H261ZM141 188V189H140ZM173 188H174V190H173ZM177 188H178V190H177ZM227 188H228V193H226V195H225V191L227 192ZM231 188V189H232ZM237 188V189H236ZM168 189V190H167ZM141 190H143V191H141ZM171 190H173L172 192H176L177 191V195H178V198H179V200H178V198L177 199H175L176 197H174L175 195V193H172V192H170ZM126 191V192H125ZM179 191V192H178ZM220 191V192H219ZM152 192V193H151ZM122 193V192H121ZM170 193V194H169ZM233 195H232V194ZM234 193H235V195H234ZM148 194H152V195H150V197H149V195ZM172 194L174 195V196H172ZM180 194V195H179ZM220 194V195H219ZM223 196H222V195ZM229 194V195H228ZM231 194V195H230ZM243 194V195H242ZM226 196V198L227 197H230V196H232L233 198H229V199H231V200H229L230 201V203L229 204H227V203H225L224 201H222L221 199H219L220 198V196H222V197H224L225 198V196ZM180 196V197H179ZM145 197V198H146ZM153 199H152V198ZM244 198V199H242V198ZM163 198H165V199H163ZM240 200H239V199ZM163 199V200H162ZM262 199V200H261ZM220 200V201H219ZM236 200V201H235ZM238 200V201H237ZM245 200H246V202L248 203V206L250 207V205L251 206H253V207H248L246 204L247 203H245ZM249 200V201H248ZM254 200H255V202H254ZM155 201V202H154ZM161 201H164V202H162L161 203ZM176 201V202H175ZM179 201V202H178ZM223 203H225L226 204V207H224L225 206V204H223ZM233 201L236 203V204H234L233 203ZM242 201H243V203H242ZM252 201H253V203H254V205H253V203H252ZM221 204H220V203ZM231 202H232V204H231ZM237 202H238V204H237ZM257 202V203H256ZM7 203V202H6ZM217 203H219L218 205H217ZM241 203V204H240ZM245 203V204H244ZM261 204V206L262 207H260V209H258V210H256V208L257 207H255V204H256V206L258 205V204ZM241 206H240V205ZM243 204V205H242ZM231 205V206H230ZM236 205V206H235ZM245 205V206H244ZM156 206V207H155ZM160 206V207H159ZM230 206V207H229ZM236 207L235 209H233V207ZM238 206V207H237ZM239 206L241 207L240 208V210L241 209H243V211L241 210V212H240V210L239 211H237L238 209H239ZM259 206V205H258ZM185 207H187L186 208V210H184V208ZM227 207H229V208H227ZM231 207H232V209H231ZM243 207H245V209L243 208ZM246 207L249 209V210H252V208H253V213L255 212V215H256V217H258L256 220L254 219L255 218V216L253 215V213H251L252 211H249L248 212V209H246ZM238 208V209H237ZM255 208V209H254ZM230 209L232 210V211H230ZM131 210H133V208H131ZM164 210H165V212H164ZM230 211L229 213L227 212V211ZM236 210V211H235ZM254 210H256V211H254ZM261 210V211H260ZM223 211H225L224 213H223ZM234 211V212H233ZM259 211L261 212V214L263 215H260V213H259ZM262 211H263V213H262ZM137 213H141V212H139V210L138 211H136ZM189 212V213H188ZM237 212V213H236ZM243 212V213H242ZM244 212H246L247 214H250V215H252L251 217H250V215L248 216L247 214H245ZM259 214H257V213ZM163 213H165V218H164V216H161ZM238 213H239V215H238ZM160 216H159V215ZM219 214V215H218ZM245 215V217H244V215L243 216H241V215ZM191 215L192 216V218L190 217V218H188L189 216ZM237 215H238V217H237ZM258 215V216H257ZM184 216V217H183ZM241 216V217H240ZM249 217L248 219H244L245 221H247V222H245L244 220H243V218H246V217ZM260 216H261V219H259L260 218ZM170 219H169V218ZM175 217H178V220L179 221H181L180 223L178 222V220H177V218H176V220L175 219H173L172 220V222H171V218H175ZM180 217H182V218H186L185 220L187 221H185L184 219H182V218H180ZM169 219L168 221H170L171 223H167L166 221H167V219ZM180 218V219H179ZM251 218V219H250ZM164 219V220H163ZM166 219V220H165ZM192 219V220H193ZM196 219V220H195ZM249 219L251 220V222H253V221H255V224H254V226L252 225V224H250L251 222H249ZM254 219V220H253ZM161 220H163L164 222H163V224H162V222H161ZM226 220H228V221H226ZM242 220H243V222H244V224H243V222H242ZM253 220V221H252ZM259 220H262L261 222L259 221ZM196 221H198V222H196ZM158 222V223H157ZM182 222L184 223V224H182ZM221 222V223H220ZM225 222V223H224ZM228 222V223H227ZM232 222H235V223H237L238 224V222H239V224H238V227H234L236 230H238V228L240 227V229H245L246 231H243V232H241L243 235H244V233L245 232H247V233H245V237H246V239L248 240V242L246 243L243 239H245V237H243L242 238V235H241V233H240V235L241 236H238V238L236 237V239H234L233 238V236L235 237V234H236V230L233 232L232 230H234V228H231V229H228V230H230V231H227V230H224L225 229V227H227V226H231V225H234L235 223H233L232 224ZM249 222V223H248ZM257 222H259V223H257ZM167 223V224H166ZM175 223H178L177 225H173V224H175ZM202 223V224H201ZM227 223V224H226ZM240 223L242 224V225H244V227L241 225L240 226ZM245 223H247V224H245ZM160 224V227L158 226ZM180 224L182 225L181 227H186L185 229H183V228H181L180 227ZM200 224V225H199ZM223 224H224V226H223ZM248 224H250V225H248ZM258 224V225H257ZM156 225V226H155ZM163 225V226H162ZM179 225V226H178ZM211 225V226H210ZM212 225H213V227H212ZM218 225H219V227H218ZM245 225H247V229H246V227H245ZM175 226H177L178 228H180V230L177 228V227H175ZM250 226V227H249ZM252 226V227H251ZM165 227V226H164ZM172 227V228H171ZM175 228V230H176V232L177 231H179V232H181V230H183V233H178L180 236H183L184 235V232H186L185 233V235H187L188 237H190V236H193V237H190L191 239V243H195V244H191L190 242H189V238H186L185 236H184V239L186 238V240H184L183 242L185 243H183L182 242V244H180L179 245V243H178V237H176L177 235H175V230H174V228ZM211 227V228H210ZM216 227H218V228H221V230L222 231H220L219 229H217ZM260 227V226H259ZM177 228V229H176ZM204 228L206 229V230H204ZM213 228V229H212ZM215 228H216V231H218V232H220L219 234H218V232L217 233H213L214 231H215ZM224 228V229H223ZM171 229V230H170ZM207 229H209V231L207 230ZM173 230V231H172ZM212 230V231H211ZM214 230V231H213ZM171 231H172V233H171ZM202 231H204L205 232V235H203L204 234V232H202ZM206 231H208L207 233H206ZM215 231V232H216ZM226 231V232H225ZM154 232V231H153ZM170 232V233H169ZM212 232V233H211ZM222 232V233H221ZM228 232V233H227ZM233 233L232 235L230 234V233ZM190 234V236H189V234ZM210 233L212 234V236H209V237H207L208 235H210ZM167 234V235H166ZM168 234H170L172 237H171V239H168L167 241V245H166V243H164L165 242V239H166V237L167 236H169ZM208 234V235H207ZM230 234V235H229ZM238 234V233H237ZM236 234V235H237ZM175 235V238H173V236ZM230 237H229V236ZM239 235V234H238ZM203 236H205V237H203ZM216 235H215V237L218 239V237H217ZM161 237H162V235H161ZM203 237V238H202ZM207 237V238H206ZM214 237V238H215ZM241 237V238H240ZM177 238V239H176ZM172 239H173V241H172ZM175 239V240H174ZM188 239V240H187ZM193 239V240H192ZM197 239H199V241L201 242V243H203V244H201L200 242H198V240ZM222 239V238H221ZM221 239H220V241H221ZM239 239V240H238ZM170 240V241H169ZM219 240V239H218ZM243 240V241H242ZM185 241H187V242H185ZM221 241V244H224L223 242ZM241 241V242H240ZM172 242H174L173 243V245L171 244ZM243 242V243H242ZM245 242V243H244ZM252 242V241H251ZM177 243V244H176ZM190 245H189V244ZM198 243H200L201 245L199 246V244ZM237 243V245H239V246H237V245H235ZM241 243L243 244V246H242V248H241ZM253 243V242H252ZM255 243V242H254ZM164 244V245H163ZM168 244H170V245H168ZM175 244L177 245V246H175ZM197 244V246H198V248H196V245ZM247 244H249L248 246L250 247H247ZM160 245V244H159ZM160 245V246H161ZM188 246V247H186V246ZM191 245H193L194 246V249L192 248L193 246H191ZM172 246H175V247H172ZM180 247V249H178L177 247ZM182 246V247H181ZM183 246H184V248H183ZM234 246V247H233ZM254 246H255V244H254ZM256 246H257V248L258 247H260V246H258L257 244H256ZM230 249H229V248ZM238 247H239V249H241V252L244 254H241V252H239V249H238ZM162 248V247H161ZM161 248H159L158 249V251H160L161 250ZM164 248V247H163ZM162 248V249H163ZM170 248V249H169ZM175 248V249H174ZM187 248V249H186ZM195 248H196V250H195ZM207 248V247H206ZM243 248H245L244 250H243ZM253 248H255L256 250H257V248L256 247H253ZM261 248V247H260ZM260 248H258V250H260ZM174 249V250H173ZM182 249V250H181ZM192 249V250H191ZM203 249H202V251H203ZM8 250V249H7ZM7 250L5 251L6 253H5V255L7 254V256L9 255V257H6V256H2V258L4 259V260H9V262L11 263H13L14 264V262L13 261H16L15 259H13V260H11L10 261V252H8L7 253ZM64 250H68L67 248H64ZM198 250V251H197ZM256 250H251V251H254V254H256L255 253V251ZM256 251L257 253H259V251ZM9 251V250H8ZM170 251H172V253H170ZM187 251V252H186ZM235 251H237V252H235ZM244 251V252H243ZM197 252V253H196ZM263 253H264V250L262 251ZM174 253H175V255L177 256V258L175 257V255H174ZM186 253V255H184ZM235 253V254H234ZM252 253L253 252H250L249 254L250 255H252ZM263 253H261V250H260V254H263ZM0 254L2 255L3 253H2V251L0 250ZM174 255V256H173ZM181 255L182 256H184V258L182 259L181 258ZM208 255V254H207ZM249 255V256H250ZM173 256V257H172ZM196 255H194V257H195ZM201 256H203V257H199L200 259L202 258V260H201V262H199L200 260H199V258H196L197 260V262H198V264H205V262H206V264H217L218 262V264H220V261L217 259V257H214L213 256V252L212 253H210L209 254V256L210 257H208L206 260H205V256L203 255V254H201ZM185 258L186 260H184V263H183V261L181 262L182 264H196L194 261H195V258L193 259L192 257H189V258ZM212 257H213V259L214 258H216L218 261H216V259H214V261H212ZM245 257V256H244ZM244 257H243V259H244ZM6 258V259H5ZM9 258V259H8ZM11 258H13V257H11ZM178 258H180V259H178ZM211 259V260H209V262H208V259ZM242 258V257H241ZM247 258V257H246ZM175 259H177L179 262H176V260ZM194 260V261H192L191 262V260ZM248 259H250V257H248L247 259H244V260H241V261H243V263L245 264V263H247V264H249L250 262H252L251 260L249 261V262H246V260H248ZM205 260V262H203ZM240 261V262H241ZM245 261V262H244ZM194 262V263H193ZM222 262V261H221ZM235 262H236V259H235ZM238 262V261H237ZM171 263V264H172ZM180 263V264H181ZM222 263H226V262H224V260H223V262ZM221 263V264H222ZM242 262H241V264H243ZM253 263L255 264H264V262H260V261H253ZM3 264V263H2ZM6 264H9L8 262L6 263ZM236 264H238V263H236ZM240 264V263H239Z\"/></svg>","mask_w":264,"mask_h":264}]
</instances>
